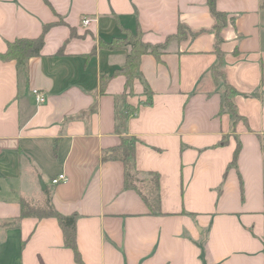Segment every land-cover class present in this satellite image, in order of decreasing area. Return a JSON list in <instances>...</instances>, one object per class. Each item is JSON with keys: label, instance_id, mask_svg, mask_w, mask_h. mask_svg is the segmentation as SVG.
I'll return each instance as SVG.
<instances>
[{"label": "crops", "instance_id": "crops-1", "mask_svg": "<svg viewBox=\"0 0 264 264\" xmlns=\"http://www.w3.org/2000/svg\"><path fill=\"white\" fill-rule=\"evenodd\" d=\"M215 6L226 21L218 35L207 0H0V52L51 23L38 56L0 59V264H80L56 218H18L21 199L41 206L46 191L76 216L84 264H264V0ZM180 24L185 37L159 58L142 54L131 82L138 111L124 135L137 140L140 181L126 188L122 161L103 157L120 143L115 98L126 77L113 73L129 48L98 42L140 30L163 43ZM218 63L237 91L235 122L221 111ZM60 173L67 181L52 184ZM152 173L155 208L142 197Z\"/></svg>", "mask_w": 264, "mask_h": 264}, {"label": "trees", "instance_id": "trees-1", "mask_svg": "<svg viewBox=\"0 0 264 264\" xmlns=\"http://www.w3.org/2000/svg\"><path fill=\"white\" fill-rule=\"evenodd\" d=\"M216 0H207V4L212 15L215 18V29L218 35V30L225 25L224 13L218 11L215 6ZM51 26L46 24L42 28V32L34 38H17L7 43V48L4 52H0L1 60H15L18 66L25 64L26 60L30 57L38 56L44 43V35L47 29ZM188 29L184 25H179L177 32L168 36L163 43L152 44L142 40V33L137 30L135 34L126 32L125 37L114 38L110 42L99 41L100 47L108 49H120L129 48L126 59L123 65L116 69L113 74H123L126 77L125 89L121 95L115 98V115H114V128L117 134L120 135V143L112 149L111 155L104 156L103 158H111L122 161L124 165V186L126 188L137 189V182L140 181L138 178V170L136 169L134 155H135V144L136 138L133 136L124 135L126 132V126L129 118L135 115L138 111V107L134 106L127 101V96L131 93V82L133 78H141V72L139 68L140 56L144 53L153 54L159 58L163 49L166 46V42L171 39H181L188 33ZM73 35V31H72ZM219 42V38L217 39ZM95 48L92 53H94ZM61 50L59 51V53ZM216 52L219 54V49L216 47ZM218 63L212 67V74L216 78L223 79V103L221 111L227 110L232 117V121L235 122L241 116L238 114L236 105L233 97L237 94L236 89L227 83L224 79V72L220 68ZM108 76L101 78V85L104 86ZM144 91L147 95L146 104L152 102V95L147 84H144ZM240 149V143L237 142L233 158L232 165L235 164L236 158ZM150 187L148 188L147 195H143V199L150 204L152 208L157 207L158 203V175L152 173L150 178ZM20 215L18 218L25 216L33 217H54L57 219L63 234L64 245L73 251L75 260L84 264L81 259L80 252L76 245V216L75 215H62L55 210L51 203L49 191H46L45 203L41 206L31 205L25 199L20 201Z\"/></svg>", "mask_w": 264, "mask_h": 264}, {"label": "built area", "instance_id": "built-area-1", "mask_svg": "<svg viewBox=\"0 0 264 264\" xmlns=\"http://www.w3.org/2000/svg\"><path fill=\"white\" fill-rule=\"evenodd\" d=\"M89 21L90 20L87 19V18L82 19L81 20V24L86 26V25L89 24ZM32 94H33V96L35 98L36 103L41 104V103H44L46 101L45 95L42 92H40L38 89H33L32 90ZM66 181H67V177H66V175L64 173L58 174L56 177H54L51 180L52 184L64 183Z\"/></svg>", "mask_w": 264, "mask_h": 264}]
</instances>
